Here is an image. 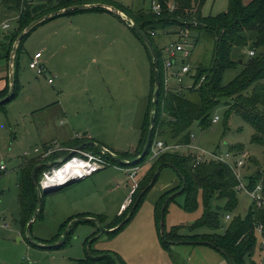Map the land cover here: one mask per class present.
<instances>
[{
	"label": "rangeland",
	"instance_id": "374dc122",
	"mask_svg": "<svg viewBox=\"0 0 264 264\" xmlns=\"http://www.w3.org/2000/svg\"><path fill=\"white\" fill-rule=\"evenodd\" d=\"M48 1H54L56 6L59 3L56 2L57 0H34L35 3ZM252 1L243 0L245 5ZM80 3H105L133 11L148 10L150 6V0H81ZM4 5L6 4H3V0H0V25L9 17L5 16ZM228 8L229 0H206L203 14L217 16L227 12ZM111 16L113 17L111 21H100L97 24L98 29H92L90 36L79 38V42L86 45L82 50L67 51L57 55L55 66L62 67V75L50 74V68L45 66V75L39 76L30 68L32 52L40 45L41 39L43 43L48 40L49 22L37 27L23 43L19 54L21 72H24L21 77L22 91L16 100L0 107V168L2 165L7 168V171L0 169V264H81V261L88 256H95L97 250L115 253L124 264H229L224 256L209 246L178 244L171 246L169 251L162 247L160 223L157 224L154 205L164 191V185L174 177L170 169L162 172L159 182L145 197L132 220L118 233L111 236L103 233V230H107L103 224L79 223L66 245L53 249L43 247L56 245L62 241L63 237L56 240V236L61 232V225L63 226L69 217L95 210L85 208L82 204H74L80 192L97 189L99 185L93 184V179L101 181L105 186L99 190L104 196H99L101 205L100 210L97 211L106 213L104 215L109 221L118 218L119 203L131 191L132 184L131 182L129 184L128 175L126 176V170L131 166L123 165L118 160L126 161L122 160L121 154L140 144L141 128L145 114L149 110L151 60L143 43L128 29L126 23L113 14ZM9 22L12 29L17 27L16 20L11 19ZM167 31L159 28L157 36L153 38L158 48L175 42L177 40L175 33L181 30L174 27ZM96 34L99 36L96 37ZM189 35L188 46L192 50V56L188 62L193 68L209 64L213 56V38L206 33L199 35L191 32ZM243 52L247 55L249 49ZM68 60L77 63L78 66H73ZM81 67H85L91 76L87 83L84 77H77L78 73H81L79 71ZM238 73L239 69L228 70L224 75L223 84L228 85ZM47 79H52L53 83L49 84ZM186 84H191L189 78H185L184 85ZM85 88L87 90H84ZM183 94L189 96L187 90H183ZM59 100L66 103L65 106L69 108L75 123L81 127L78 130L82 131L79 132L81 138L72 131L69 132V138L73 136L76 141L84 138L86 130L80 122V118L84 117L85 125L97 133V139L116 153L108 147L103 148L113 152L117 158L113 159L99 147H94L92 152L101 155L110 166L96 173L92 178L74 183L59 191L48 194L42 192V217L35 220L28 233L27 228L23 229L21 224L19 201L21 177L19 170L22 160L24 161L26 155L27 160L35 158L36 148L41 150L44 142L59 140L58 133L69 128L60 127L61 120L65 122L68 120L59 116L56 118L57 128L49 130L44 120V116L49 111L44 110L43 114L30 111L46 107ZM227 102L228 100H223L216 108L214 116H219L220 121L212 124L210 129L202 130L197 123L192 126L191 132L195 140L192 142L191 152L195 156L201 154V151L195 149L197 148L206 153L217 151L226 154L231 152L233 146H244L243 150L250 155L246 166L241 169L242 179L247 182L246 177L249 174L264 166V146L252 143L254 129L238 115L234 114L226 123ZM1 108L6 111H1ZM79 110L82 114L80 116L77 114ZM49 143L55 145L56 142ZM77 143L79 144V141L75 144L78 145ZM75 144L72 146L78 147ZM65 148L70 149L68 146ZM146 158L145 168L149 164V157ZM147 172L148 170L140 178V182ZM107 189L114 191L108 194ZM71 193L74 195L71 199L74 200L68 202ZM238 198L239 206L232 213V217L244 218L252 201L242 192L238 193ZM183 204V195H177L169 204L165 218L166 231L175 226H192L202 216L201 200H199V208L193 212L184 211ZM212 207L222 215H226L224 200H214ZM81 218L89 217H77L70 223ZM230 222L223 219V228L220 232H224ZM66 230L62 233L64 234ZM206 232L207 229L199 231V233ZM256 238L257 244L252 260L264 264V235L256 231Z\"/></svg>",
	"mask_w": 264,
	"mask_h": 264
},
{
	"label": "trees",
	"instance_id": "16d2710c",
	"mask_svg": "<svg viewBox=\"0 0 264 264\" xmlns=\"http://www.w3.org/2000/svg\"><path fill=\"white\" fill-rule=\"evenodd\" d=\"M158 1L162 5L160 15L153 12L151 0L148 10L133 11L127 8L117 7L130 17L148 36L159 57L161 88L158 104L154 108L156 112L154 141L164 139V143L167 145L169 143L190 144L192 141V126L197 123L202 130L210 129L213 124L212 120L216 108L221 105L223 100H228L226 104V123L234 114L238 115L254 129L252 143L264 146V0H253L248 5H245L243 0H229L228 11L217 16H205L203 14L206 0H175L176 8L174 11H170L169 9V0ZM53 2L35 3L33 0H3V4L18 12L17 23L19 27L11 39L7 53L8 59L10 58L16 38L31 22L53 11L82 4L77 0H57L56 2L59 3L56 6ZM92 12L109 13L105 10H89L74 11L64 16ZM127 27L145 46L135 31L128 25ZM174 27L189 30L190 33L196 32L199 35L206 33L214 41L211 62L207 65H200L193 68V72L190 75L193 86L187 89L189 96L184 95L183 91L165 92L162 77L161 51L154 44V37L152 36V33H158L159 28L161 30H170ZM30 34L22 40L17 53L15 63L16 87L12 100L18 96L19 92L17 69L19 67L20 50ZM145 48L151 60L149 110L147 109L148 111L145 114L139 147L133 152L130 151L121 154L123 156L122 160L126 161L135 160L141 155L150 128L155 76L151 55L146 46ZM246 49H249L247 55L243 52ZM251 51H254L253 56L249 55ZM240 60H242V63H240ZM234 69H239V73L228 85H224L223 78L225 73L228 70ZM8 91L9 87L5 93L0 94V99L4 98L8 94ZM81 144L83 143H79L78 146ZM84 149L94 150V147L87 146ZM243 149L244 146L239 145L231 147L230 151L241 152L244 151ZM64 156L65 154H55L46 160L39 158L25 165L21 170L19 201L23 229L27 228V224L38 209V192L31 179L33 168L38 164H50ZM195 159V154L189 152L188 154L165 153L155 160L148 169L145 178L143 180L141 179L139 189L134 193L130 206L108 228L111 230L120 226L126 219L127 221L118 230L107 234L111 236L118 233L132 220L145 197L159 182L162 172L165 169H170L178 176L179 184L177 187L164 193L156 202L157 224L159 225L161 220V208L163 204L170 195L181 189L183 186V178L185 179L186 186L184 191L179 194L184 196L183 210L186 212L197 210L199 208V200H201L203 214L189 227L175 226L169 231H166V224H164V236L162 237L160 235L162 247L166 251H169L173 245H181L182 242L190 241L192 243L189 245H205L213 248L224 256L229 264V261L232 264H258L252 260V256L257 244L256 226L262 224L264 227V212L258 210L252 204L244 218L240 216L231 217V222L225 231L220 232L223 228V219L228 214L232 215L239 206L238 193L235 190L238 185V180L229 166L223 163L209 161L195 165ZM146 162L147 158L136 165L144 166ZM53 167L50 165L39 169L36 175L37 182H40L45 171ZM158 170L160 172L154 185L144 193L133 214H130L136 200L146 187L149 186ZM246 180L250 189H254L257 185L262 184L264 192V166L249 174ZM175 197L169 201L166 207L165 218L169 204L175 200ZM214 200H224L226 203V215H222L212 207ZM42 214L43 207L37 219L41 218ZM73 219L70 218L61 226V232L56 236V240L63 237L62 232L66 230L68 224ZM95 219L100 224L106 221L102 216L95 217ZM79 223L94 224L91 221L77 219L71 226L60 247H63L69 242L75 227ZM202 229H207L208 232L199 233ZM81 264L124 263H122L121 259L115 253L97 252L95 256H88L85 260L81 261Z\"/></svg>",
	"mask_w": 264,
	"mask_h": 264
},
{
	"label": "built area",
	"instance_id": "2783aa9c",
	"mask_svg": "<svg viewBox=\"0 0 264 264\" xmlns=\"http://www.w3.org/2000/svg\"><path fill=\"white\" fill-rule=\"evenodd\" d=\"M151 8L153 12L157 15H160L162 11V5L158 0H151ZM176 8L175 0H169V9L170 11H174ZM10 24L8 22L3 23L0 28L2 30L9 29ZM180 32L175 33L177 35V40L170 44H166L160 46L159 49L161 51V62H162V72H163V86L165 92L177 91L182 92L183 90L190 89L193 84L184 85L185 78H190V75L193 72V66L188 60L192 56V50L188 46L190 31L182 30ZM168 32L167 30H163ZM153 37L157 36V33H152ZM250 56L254 55V51L249 53ZM41 58V53H37L34 56V59L30 62V68L35 70L37 75L44 76L45 68L40 64L39 59ZM48 82L50 84L53 83L52 79H49ZM220 121L219 116L213 117V124ZM78 138H81V134H77ZM191 143L188 145H181L178 143L165 144L163 140L157 139L154 141L150 154L149 161L153 162L161 157L165 153H181L188 154L193 149L192 142L195 140L194 135H191ZM202 153L196 155L195 165L203 162L216 161L223 163L233 171L235 177L238 180V185L235 190L237 193L242 192L245 195L251 198L252 204L256 206L258 210L264 212V192L262 184L257 185L254 189H250L248 187L247 182L243 181L241 169L244 168L250 158V155L245 152H233V153H206L202 150L195 148ZM62 149L57 144L47 148L45 151H41L40 159L46 160L51 156L61 152ZM35 152L39 153L40 150L36 149ZM74 152V155L64 163L59 166H54L53 168L45 171L41 177L40 184L45 183L48 186H63L71 181H81L85 180L95 173L106 169L110 164H108L101 155L94 154L93 152H88L85 150H77V149H69V153ZM63 158H59L56 161H61ZM2 170H5V166H1ZM126 170L128 178L132 184L131 193L128 199L126 200L122 211H125L130 204L132 203L134 193L139 189L140 184V172L142 170V166L133 165ZM226 220H231V215L228 214L226 216ZM263 225L258 224L256 226V231L263 235Z\"/></svg>",
	"mask_w": 264,
	"mask_h": 264
},
{
	"label": "crops",
	"instance_id": "0c3cea01",
	"mask_svg": "<svg viewBox=\"0 0 264 264\" xmlns=\"http://www.w3.org/2000/svg\"><path fill=\"white\" fill-rule=\"evenodd\" d=\"M77 1L81 2V0H77ZM88 3H93V2L88 1ZM4 7L6 9L5 10V16L6 17L9 16V17L7 19H5L1 23V25L3 23H5V22H9V20H11V19L17 21L18 20V12L16 10H13V9L7 7L6 5H4ZM14 12H15V14H12ZM8 13H10V15ZM61 18H63L64 20H60ZM112 18L113 17L111 16V14H108V13L92 12V13H80V14H75V15H72V16L58 17V18L50 21L49 22L50 24H48V28H47L48 40H47V42L43 43V40L41 39L40 45L38 47H36V49L32 52L33 57L31 58V61L34 59V56L37 53H41V58L39 59L40 64L43 65V67H45V66L47 67L48 66L50 68V71H49L50 74L56 73V74L62 75V73H63L62 70H61L62 67L58 68L57 66H55V59H57V55L61 54L63 52H67V51L74 52V51L82 50L86 45H84L83 43L79 42V38H84V37L90 36L91 32H92V29H98V25L97 24L100 21H107V20L111 21ZM18 25L19 24L17 23V27L14 28V29H12V25H10L9 29H7L6 32H5V30H2L0 28V32L3 31L1 33V35H0V94L5 93L7 88L9 87V59L7 58V53H8L9 47H10L11 39H12L13 35L17 32V28L19 27ZM98 36H99V34H96V37H98ZM25 50H27V49H25ZM23 51H24V49H23ZM69 62L73 66H78L77 63H74V62H71V61H69ZM21 69L22 68H21L20 62H19V67L17 69L18 70V74L17 75H18V80H19V92H18V95L21 93L22 86H23L21 77L23 76L24 72H21ZM83 70H84V72H83ZM79 71L81 73H78L77 77L78 78H83L84 77L83 79L87 83L88 80L91 79V76L88 74L87 69H85V67H81V69ZM83 74H85V76H82ZM93 79H95V76H94ZM47 80H49V79H47ZM150 86H151V79H150ZM84 90H87V89L85 88ZM31 91H33V90H31ZM81 94H82V91H81ZM17 97L14 100H16ZM14 100H12L11 102H13ZM9 103H7V104H9ZM65 104H66L65 102H63L62 100H59V101H57V102H55L53 104H50V105H48L46 107L38 108L37 110L31 109L30 112H40V114L45 113L44 110L49 111L48 114H46V116H44L45 125L48 126L49 130H51L53 128H57V126H56V120L57 119L56 118H58L59 116L60 117H66V120H68V122L67 121L65 122V121L61 120V123H60L61 126L60 127H65V126L69 127L68 129L62 130V131H60L58 133L59 134V138H60L59 140H57V139H55L54 141H50L49 140L47 142H44L43 148L41 150H40V148H36V149H39L40 152L43 151V150L45 151L47 148H50L51 146H53L52 143H49V142H56L55 144L60 146L61 149H62L60 154L66 153L65 156H64V157H66L69 154V149H66L65 147L68 146V147H70V149L77 148V147H74L72 145H74L78 141H79V143H83V144L90 143V142H95L98 145H102V146L108 147L107 145L103 144L101 141H99L97 139L98 138L97 137L98 136L97 133H94V131L91 130L90 127L85 125L84 117L80 118V122H81V125L83 126L84 130H86V133H85V134H87L86 137L84 135V138L80 139L78 141L73 139V136H72V138H69L68 135H69L70 131L76 132V135L79 134V132H82V131H78L81 127L75 123L72 114L69 113V108H66ZM1 111L5 112L6 110L2 109ZM83 111H88V110H84L83 109ZM77 114L79 116L82 115L80 110L77 111ZM143 124H144V122H143ZM142 127H143V125H142ZM141 134H142V128H141ZM140 140H141V136H140ZM140 140H139V142H140ZM76 146H78V145H76ZM93 147H95V146H93ZM138 147H139V145H137V147H135V148H132L128 152H130V151L133 152ZM108 148L111 149L110 147H108ZM83 150L88 151V152H92L93 151V149H83ZM111 150L114 151L113 149H111ZM40 152L39 153L35 152L37 155H36L35 158H33L31 160L25 159L27 155L24 156V161L22 160V165L20 167L19 172L21 173V170L23 169V167L25 165L29 164L33 160L39 159ZM152 164L153 163L149 162L148 167H146V168L144 166H142V173H140V176H139L140 178H142L144 173L150 168V166ZM143 169H145V170H143ZM5 171H7V168L5 169ZM173 173H174V177L172 178V180L169 183H167V185H164L165 189L160 194L158 199L164 193H166L167 191H170L173 188L178 186V184H179L178 176L175 174L174 171H173ZM94 175H92L89 178L94 177ZM126 176H127V173H126ZM127 179L129 180L128 176H127ZM113 180H115V179H113ZM128 180H127V183H126L127 187L130 184V180H129V184H128ZM93 184H95V185L98 184L99 185L97 187V189H95L93 191L91 190V191H88V192H85V193H81L80 192L78 194L79 196H78V198L76 200L71 199V196H74L71 193L70 196H69L70 198H69L68 202L74 200V204H82V206H84L85 208H91V209L93 208L95 210L94 211H87L85 213L76 214L74 216L69 217L67 220H69L70 218H77V217H82V216L89 217V218H95V217H101L102 216L106 220L105 222H103V225L109 230L108 227L113 223V221L112 220L109 221V218L106 215H104L106 213H103L102 211H100L101 213H98V211H97V209L100 210V205H101L99 203L100 202L99 201V196H101V197L104 196V195L101 194V192H99V190L101 188L105 187V186L103 185V183H101V181H97L96 179H93ZM107 191H108V194H111V193H113L114 190L107 189ZM130 193H131V191H129V193L127 195H125V197L121 201V203H119L120 205H119V208L117 210L119 215L117 217H119L124 212V211H122V208H123L126 200L128 199V197L130 196ZM158 199L156 200V202L158 201ZM156 202H155V204H156ZM71 204H72V202H71ZM251 205H252V203H251ZM155 209L156 208H155V205H154V214H155V217H156V210ZM231 217H232V215H231ZM225 219H226V217H225ZM96 224L97 223H94L92 225H96ZM97 252H108V253H110L111 251L97 250L96 253ZM111 253H113V252H111Z\"/></svg>",
	"mask_w": 264,
	"mask_h": 264
},
{
	"label": "water",
	"instance_id": "95a60500",
	"mask_svg": "<svg viewBox=\"0 0 264 264\" xmlns=\"http://www.w3.org/2000/svg\"><path fill=\"white\" fill-rule=\"evenodd\" d=\"M89 10H105L107 12H109L110 14L115 15L116 17H118L122 22L126 23L131 29H133L135 31V33L142 39V41L144 42L145 46L147 47L151 58H152V64L154 67V76H155V88H154V93H153V101H152V111H151V116H150V128L148 131V136H147V140H146V144L145 147L141 153V155L136 158L135 160L132 161H121L118 160L119 163L126 165V166H133L136 165L137 163H139L140 161L144 160L151 151L152 145L154 143V127H155V117H156V112L154 110L155 106L158 104V99H159V95H160V88H161V72H160V64H159V57L157 54V51L155 49V47L152 44V41L148 38V36L140 29V27L138 25H136L134 23V21L128 17L124 12H122L120 9H118L117 7H114L112 5L109 4H105V3H94V4H80V5H74V6H70L67 8H63L60 10H56L53 11L51 13H48L36 20H34L33 22H31L28 26H26L23 31L18 35V37L16 38L13 47H12V51L10 54V58H9V91L8 94L0 99V106L5 105L7 103H9L14 96L15 93V87H16V78H15V71H16V67H15V63H16V57H17V53L18 50L20 48L21 42L22 40L31 33L32 30H34L35 28L39 27L40 25L44 24L45 22L52 20L54 18L57 17H61L64 16L65 14L74 12V11H89ZM240 63H242V60H240ZM85 137L87 134H84ZM87 146H95V147H99L100 150H102L103 152L107 153L108 155H110L113 159H116L117 157L113 154V152L109 151L106 148H103L104 146L98 145L95 142H90V143H86V144H81L80 146H78L76 149L77 150H82ZM74 155V152L69 153L65 158H63L61 161H54L50 164H38L37 166H35L32 170V175H31V179L32 182L35 186V188L37 189L38 192V209L36 210V212L34 213L32 219L30 220V222L27 224V232L29 233L32 229V225L35 222V220L37 219L42 207H43V201H42V192L44 194H48L51 192H56L59 191L67 186H70L74 183L80 182L79 181H71L69 183H67L66 185L63 186H48L45 183H38L37 179H36V175H37V171L39 169H41L42 167H47V166H59L62 163H64L65 161L69 160L72 156ZM173 167V166H172ZM174 168V167H173ZM160 170L157 171V173L154 175L151 183L149 184V186L146 187V189L140 194L139 198L136 200L133 209L131 210L130 214H133L134 210L136 209L137 205L139 204V201L141 199V197L144 195V193L146 191H148L155 183L158 174H159ZM83 181V180H81ZM186 186V182L185 179L183 178V186L181 187L180 190H178L177 192H175L174 194L170 195V197L165 201V203L163 204L162 208H161V220H160V232L162 237L164 236V224H165V210L166 207L169 203V201L171 199H173L176 195H179L180 193H182L185 189ZM81 221H88V222H94L97 224H100L98 222L97 219L95 218H81ZM127 221V219L118 227L111 229V230H103V233H109V232H114L116 230H118L125 222ZM75 222V221H74ZM70 223V225L68 226L66 232L63 234V238L62 241L59 242L56 245H48V246H43L44 248L47 249H53V248H57L59 246H61L63 244L64 238L65 236L68 234L69 230L71 229V226L73 225V223ZM192 242L187 241V242H182L181 244H190ZM230 264H232L231 261H229Z\"/></svg>",
	"mask_w": 264,
	"mask_h": 264
}]
</instances>
